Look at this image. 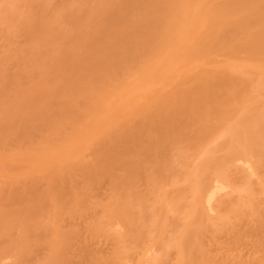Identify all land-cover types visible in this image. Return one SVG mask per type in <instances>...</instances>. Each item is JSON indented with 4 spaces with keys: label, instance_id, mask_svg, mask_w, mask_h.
Masks as SVG:
<instances>
[{
    "label": "bare ground",
    "instance_id": "1",
    "mask_svg": "<svg viewBox=\"0 0 264 264\" xmlns=\"http://www.w3.org/2000/svg\"><path fill=\"white\" fill-rule=\"evenodd\" d=\"M0 264H264V0H0Z\"/></svg>",
    "mask_w": 264,
    "mask_h": 264
}]
</instances>
